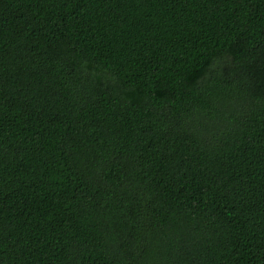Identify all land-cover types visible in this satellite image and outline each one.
Instances as JSON below:
<instances>
[{"label": "trees", "instance_id": "obj_1", "mask_svg": "<svg viewBox=\"0 0 264 264\" xmlns=\"http://www.w3.org/2000/svg\"><path fill=\"white\" fill-rule=\"evenodd\" d=\"M0 264H264V0H0Z\"/></svg>", "mask_w": 264, "mask_h": 264}]
</instances>
